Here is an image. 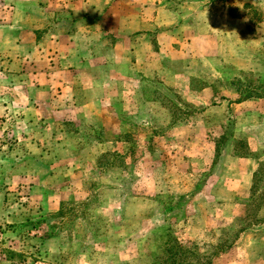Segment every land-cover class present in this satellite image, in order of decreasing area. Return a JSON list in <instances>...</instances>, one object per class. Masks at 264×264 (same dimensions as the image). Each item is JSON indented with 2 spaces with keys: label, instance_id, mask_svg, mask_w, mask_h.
I'll return each mask as SVG.
<instances>
[{
  "label": "rangeland",
  "instance_id": "rangeland-1",
  "mask_svg": "<svg viewBox=\"0 0 264 264\" xmlns=\"http://www.w3.org/2000/svg\"><path fill=\"white\" fill-rule=\"evenodd\" d=\"M61 1L0 0V264H264L262 11L230 0L247 24L221 0L212 13L165 0L179 42L143 60L154 78L136 82L137 115L119 128L112 88L85 72L76 92L48 84L69 65L54 35L72 30L80 47L82 30H102ZM239 155L259 163L251 180Z\"/></svg>",
  "mask_w": 264,
  "mask_h": 264
},
{
  "label": "crops",
  "instance_id": "crops-1",
  "mask_svg": "<svg viewBox=\"0 0 264 264\" xmlns=\"http://www.w3.org/2000/svg\"><path fill=\"white\" fill-rule=\"evenodd\" d=\"M164 1L165 0L61 1L60 4L63 3V5L71 11L73 16L82 17L89 15L91 18H94L92 20L95 21L97 28H102V30H82L83 37L82 39H79L81 41L79 43L80 47L77 45V42H75L77 37L73 36V33L76 32L72 30L68 29L64 33L61 32L60 34L54 35V38H58L59 40L52 51L53 53L57 52L54 54L57 58L56 62L59 63L58 60L60 57H66V62L69 65H59L60 67L54 66L53 72L49 74L52 78L49 79L48 84L54 86V84L52 85L51 83L54 78V83L56 85L71 92H76L78 89H83L81 86L82 79L84 81L83 86L85 87V83H87L85 74H87L90 79V86L92 84L103 87V89L99 88V90H104L105 86H108L109 89H113L114 94L116 93L117 96H119V99L117 97V99H114V101L117 100L116 103H114V106L119 108V112L114 115L115 118L113 117L114 124H119V128L120 126L122 128V124L135 120L134 118L137 113H135L136 110L134 109H137V106L132 104L130 93L132 92L133 87H136V82L144 81L143 78L145 81L148 77H150L151 80L154 78L148 74L149 69L145 68L146 65L143 63V60L146 62L149 57L153 58L154 55L162 56V51L167 49L170 43L178 41L172 36L173 34L169 29L171 28V25H169L168 21L164 20L165 14L169 15V12L171 11ZM221 1H223L222 5H225V15L231 22H234V20H240L243 23L247 22V24H249L246 13L234 16L233 13H231L233 7H229V5L232 4L230 3L231 1ZM234 1L241 3L238 4L235 2L240 8L243 5L242 8L244 9L249 7L255 8L254 6L257 5L256 9L259 13L262 11V14L257 22L258 27L256 29H261V34H264V0ZM218 3V0H209V6H212L210 9L211 13L216 12L215 8L218 7ZM65 20L66 17H63L62 21L58 22L60 26L64 24ZM184 21L185 20H182V22ZM106 29H108V31ZM107 32H109V36L110 33L113 34V42L110 46L111 48L114 46L116 49H111L112 55L107 54L104 49L107 43L104 36ZM63 42L69 45H65L66 55H64L61 48ZM119 51L122 53L120 54ZM142 51H145L146 53L143 54ZM110 59L112 64L108 62ZM83 72H85V74ZM81 77L83 78L81 79ZM135 78L139 79V81L135 80ZM85 90L88 91L87 93H90L91 90L94 89L89 88V90ZM122 93L124 94L122 95ZM128 93L129 96H127ZM103 96L104 95H102V97ZM121 96H123L124 99H121ZM257 97H259V95H257ZM245 98L242 99L243 101L238 106L247 105L252 102L251 99H248L247 97ZM100 101L102 102L101 98L97 101L87 99V101L81 103L79 109L81 110L84 108L85 111H88L89 107L101 106L102 104H100ZM96 102L99 103V105H95ZM253 103L262 105L264 104V100L259 99L256 102L253 101L252 104ZM150 110L152 109L150 108ZM262 110H264V107H262ZM88 112L91 114L90 111ZM91 115H85V117L90 118ZM85 117H81L78 113L77 117L74 118L83 121ZM74 118L70 120L75 122ZM101 119L107 123L106 116H103V118L101 117ZM66 120L69 121L68 119ZM117 132H119V135L117 137L115 135L114 140L130 141V135H125L126 133L121 135V132L125 131ZM234 160L243 161L248 165H254L252 168L249 166L243 168V171L250 176L249 180H251L253 173L257 172L259 163H257L253 157L247 155H239V157L234 158ZM258 160L262 161L261 159ZM254 163H257V167Z\"/></svg>",
  "mask_w": 264,
  "mask_h": 264
},
{
  "label": "trees",
  "instance_id": "trees-1",
  "mask_svg": "<svg viewBox=\"0 0 264 264\" xmlns=\"http://www.w3.org/2000/svg\"><path fill=\"white\" fill-rule=\"evenodd\" d=\"M170 252H171L170 247H167L166 249L163 250V253L167 254L168 256H169Z\"/></svg>",
  "mask_w": 264,
  "mask_h": 264
}]
</instances>
